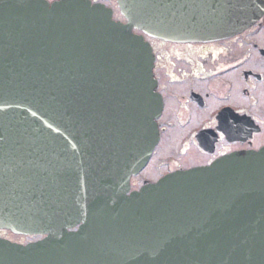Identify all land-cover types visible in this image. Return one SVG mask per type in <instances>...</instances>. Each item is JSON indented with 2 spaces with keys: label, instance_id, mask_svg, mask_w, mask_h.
<instances>
[{
  "label": "water",
  "instance_id": "1",
  "mask_svg": "<svg viewBox=\"0 0 264 264\" xmlns=\"http://www.w3.org/2000/svg\"><path fill=\"white\" fill-rule=\"evenodd\" d=\"M0 0V264H264V147L129 192L163 107L145 37L208 42L264 0ZM140 30L141 32H136Z\"/></svg>",
  "mask_w": 264,
  "mask_h": 264
},
{
  "label": "flooded vegetation",
  "instance_id": "2",
  "mask_svg": "<svg viewBox=\"0 0 264 264\" xmlns=\"http://www.w3.org/2000/svg\"><path fill=\"white\" fill-rule=\"evenodd\" d=\"M92 1L126 21L117 0ZM145 36L155 54L163 107L158 143L146 165L131 176L129 192L169 173L264 147V12L251 26L214 41Z\"/></svg>",
  "mask_w": 264,
  "mask_h": 264
},
{
  "label": "rangeland",
  "instance_id": "3",
  "mask_svg": "<svg viewBox=\"0 0 264 264\" xmlns=\"http://www.w3.org/2000/svg\"><path fill=\"white\" fill-rule=\"evenodd\" d=\"M172 140V139H171ZM166 147L168 149H170L169 146L166 145ZM0 236L1 237H5V238H11L12 240H15V241H18V242H21V243H25V242H28L29 240L32 239L33 236H26V235H18V234H14L8 230H0Z\"/></svg>",
  "mask_w": 264,
  "mask_h": 264
}]
</instances>
